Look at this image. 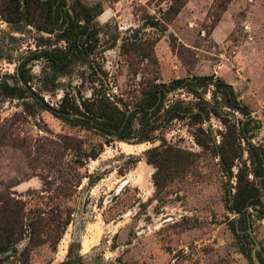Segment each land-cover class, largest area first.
<instances>
[{
    "label": "rangeland",
    "instance_id": "374dc122",
    "mask_svg": "<svg viewBox=\"0 0 264 264\" xmlns=\"http://www.w3.org/2000/svg\"><path fill=\"white\" fill-rule=\"evenodd\" d=\"M79 1L101 12L95 20L107 48L101 58L118 90H133L142 75L162 82L214 75L248 108L258 124L251 142L264 149V0ZM170 6L179 12L163 22L165 31L145 24L148 17L164 18ZM41 36L47 35L30 27L16 32L0 20V80L14 75L20 58L36 49ZM134 38L154 42L156 65L133 49L122 51ZM42 64L30 63L31 73L39 76ZM178 95L187 97L182 91ZM43 97L55 106L61 94ZM196 128L187 119L174 121L159 135L172 149L158 158L155 187L156 168L144 153L160 141L103 145L97 159L70 172L74 152L66 148L67 138L82 149L96 146L100 138L46 111L29 115L21 101L0 100V200L18 202L24 224L35 223L41 240L31 247L26 264H249L232 231L238 215L226 209V192L235 179L223 173L218 153L198 146ZM202 128L218 146L225 132L219 120L211 117ZM246 159L244 153L239 162ZM96 176L99 181L90 185L88 177ZM251 214V229L264 253V217ZM26 244L27 239L21 241L18 251ZM248 246L256 264L255 245Z\"/></svg>",
    "mask_w": 264,
    "mask_h": 264
},
{
    "label": "trees",
    "instance_id": "16d2710c",
    "mask_svg": "<svg viewBox=\"0 0 264 264\" xmlns=\"http://www.w3.org/2000/svg\"><path fill=\"white\" fill-rule=\"evenodd\" d=\"M178 12V8L170 6L164 18L148 17L145 24L165 31V21ZM99 14L101 12L95 13V7L90 8L79 0H73L71 4L68 0H0V20L11 29L21 32L30 27L47 35L41 36L35 50L20 58L13 76L0 80V100L21 101L29 115L46 111L68 127L100 138L99 144L87 149L67 138L66 148L74 152V158L69 161L70 172L78 166L83 167L85 160L97 159L103 145L160 141L158 146L144 153L146 161L156 168L153 174L155 187L162 165L158 158L167 154V149H172L165 147L166 142L159 135L172 122L187 119L197 127L198 146L212 150L215 155L218 153L223 173L230 180L235 179V185L226 192V209L230 214L238 215V230L232 222V231L239 238V252L249 264H254L248 246L254 245L247 232L248 221L253 216L251 212L258 219L264 217V149L251 142L252 132L258 127L256 120L238 100L233 87L214 75L178 78L170 82L142 75L133 90H118L116 79L103 67L101 56L107 48L102 46L101 28L95 21ZM130 41L123 44L122 51L133 49L143 61L156 65L153 41L141 38ZM33 62L43 63L39 76L31 73L29 64ZM132 75L135 80L137 75ZM179 91L187 97L181 98ZM43 94L54 97L61 94V97L54 106L44 100ZM211 117L219 120L225 129L220 133L218 146L202 128ZM244 153L247 154L246 161L239 162ZM233 168H236L235 174ZM99 179L98 176L88 177L90 185ZM68 183L72 186L76 183V174L71 175ZM24 218L25 210L18 202L0 204V264L9 259L26 264L31 247L41 244L35 223L24 224ZM242 237L247 242H240ZM24 239L27 244L18 251L17 246ZM256 258L259 264H264L263 250L256 252Z\"/></svg>",
    "mask_w": 264,
    "mask_h": 264
},
{
    "label": "water",
    "instance_id": "95a60500",
    "mask_svg": "<svg viewBox=\"0 0 264 264\" xmlns=\"http://www.w3.org/2000/svg\"><path fill=\"white\" fill-rule=\"evenodd\" d=\"M262 200H263V197H262ZM235 215H237V214H235ZM234 223H235V228L237 230L238 229V218L237 217L234 218ZM247 232H248L249 236L251 237V239H252V241H253V243L255 245V251L253 253V258H254L256 264H259V262H258V260L256 258V252L260 251L261 246H260V244L254 238V235H253V232H252L251 225H250V222L249 221H248V229H247ZM241 233H243V232H241Z\"/></svg>",
    "mask_w": 264,
    "mask_h": 264
}]
</instances>
